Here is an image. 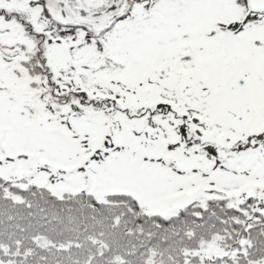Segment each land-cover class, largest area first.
Wrapping results in <instances>:
<instances>
[{
	"label": "snow or ice",
	"instance_id": "obj_1",
	"mask_svg": "<svg viewBox=\"0 0 264 264\" xmlns=\"http://www.w3.org/2000/svg\"><path fill=\"white\" fill-rule=\"evenodd\" d=\"M0 264H264V0H0Z\"/></svg>",
	"mask_w": 264,
	"mask_h": 264
}]
</instances>
